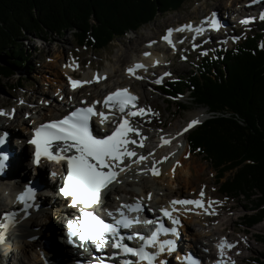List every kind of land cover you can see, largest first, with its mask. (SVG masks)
I'll use <instances>...</instances> for the list:
<instances>
[{"label":"rangeland","instance_id":"rangeland-1","mask_svg":"<svg viewBox=\"0 0 264 264\" xmlns=\"http://www.w3.org/2000/svg\"><path fill=\"white\" fill-rule=\"evenodd\" d=\"M230 1L232 0H186L180 8L159 12L149 23L144 24L135 31L128 32L124 36L116 37L101 50H94L92 46L86 47L85 45H79L71 31H67L62 35L52 34L45 40L29 36L24 42L28 49L27 51H31L32 55L28 59V64H23L12 77L0 78V110L5 108L7 104L15 110L20 109L19 116L31 119L35 115V113H31L35 105L44 106L45 108L50 107L45 104V101L48 102L50 98L45 99L44 92H50L51 96L57 100L61 96L58 87L63 84L66 85L67 74L65 69L71 62L73 63L75 60H78L76 61L78 66L74 72L76 75L84 76V74L93 72L96 69L100 71L99 75H101L103 71H109L108 69L115 62L114 55L119 47H122L133 58H137L138 54L147 48L146 43L150 37L155 36V44L161 41V34H163L167 26H172L178 22H186L190 18L208 15L210 10L218 6L225 10ZM240 5L243 6V4H239L232 7L234 9L233 16L239 13L242 8ZM200 8L202 9L200 13L193 14L195 10H199ZM232 28L236 33L231 38L235 39L236 42L235 40L232 42L227 36L219 39L213 37L212 41L206 42L207 47L204 46L201 52L190 53L188 51L189 49L181 48L175 54L172 48L165 50L164 47L156 44L155 49L160 51L166 65L149 71L143 77H133L127 81V83H131L132 87L140 93L142 103L146 106H153L154 108L155 120L151 121V123L147 121L146 124L149 123L150 125H145L148 130L155 133V143H158V140L164 138L166 134L171 135L174 131H183L185 126L194 118L193 116L199 108L206 109V119L211 116V112H208L206 107L192 106L190 102H186L190 107L189 109L183 110L179 108L174 98L165 95L161 89L157 88L156 77L160 76V72L166 69H170L169 71L172 77H177L181 74L187 75L190 70L195 69L196 63L203 55H213L216 54V49L222 50L229 48L249 33L261 32L263 33L261 39H264V19L263 21L258 19L254 24L247 26L239 25L236 22L233 23ZM220 33H222V30ZM219 46H222V48ZM166 56L168 57L167 60ZM22 78L25 80L21 86L19 85V81ZM110 78L112 85H114L117 75H114L112 72L108 79ZM164 79L163 83L166 82ZM59 83L60 85L57 87ZM99 86L101 87V85L97 87ZM67 89L69 88L67 87ZM187 95L188 93L180 96L178 99L188 101ZM80 96L78 95V98ZM11 119L10 121L8 120L9 123H11ZM12 122L14 124L18 122V116ZM201 122L191 128H187L183 133V137L178 141L171 142L169 147L163 144V154L160 156L157 165L159 175H154L152 172H139V174H134L135 176L130 177L135 181L134 185L120 184L124 189L122 195H131L129 193L131 190H135L139 194L147 188V190L149 189L155 194V199L162 197L167 199L176 194L178 196H196L203 191L204 201L206 203L211 201L212 203H207L209 206L206 208L207 211L203 210L201 214L193 213L196 217L193 221L195 230H190L189 235H185L186 238L189 236L194 242L198 238L207 245L205 246L206 251L214 252L213 243L222 234L229 233L232 239L240 241L241 245V248L233 254L235 259L231 263L253 264L255 257H261L264 254V217L262 220L254 222L248 228L243 226L246 221L245 216L254 214L257 211L248 209L251 207L252 202L244 199L242 196L231 198L223 194L219 190L220 184L216 180L217 171L213 166L204 158L203 154L198 152L190 153L187 136L191 129L197 127ZM186 146L188 152L187 154H183ZM175 148L179 150L177 151ZM155 151L152 154H155ZM178 155L182 159L181 163H175V166L172 165L170 168L171 162ZM233 172L232 170L225 172L220 177V182H226ZM0 211H2L1 208ZM58 216L56 211H54L50 218L60 226L63 219L61 216ZM36 220L33 222L36 223L38 221ZM188 223L189 221H187ZM17 236L19 235L17 234ZM12 239L14 243L8 248L9 260L7 255L1 254L0 264H7L8 261H11V263L15 262V259H19L18 253L21 255L24 254L25 264H43L41 259L42 251L40 249L35 248V250H31V246L23 242L25 239L13 237ZM170 261L172 262V260ZM18 263L23 264L21 261Z\"/></svg>","mask_w":264,"mask_h":264},{"label":"trees","instance_id":"trees-1","mask_svg":"<svg viewBox=\"0 0 264 264\" xmlns=\"http://www.w3.org/2000/svg\"><path fill=\"white\" fill-rule=\"evenodd\" d=\"M186 0H0V78L28 64L25 40L71 31L79 45L101 50L116 37L135 31ZM246 35L230 48L204 55L189 74L161 89L179 108L206 107L205 118L187 136L190 152L213 166L219 190L252 202L250 227L264 217V39ZM22 78L19 85L22 86ZM188 93V101L178 99ZM171 103V102H170ZM226 164V165H225ZM234 171L226 182L220 177ZM261 237V236H258ZM264 254L253 264H264Z\"/></svg>","mask_w":264,"mask_h":264},{"label":"snow or ice","instance_id":"snow-or-ice-1","mask_svg":"<svg viewBox=\"0 0 264 264\" xmlns=\"http://www.w3.org/2000/svg\"><path fill=\"white\" fill-rule=\"evenodd\" d=\"M261 19H264V13L261 14ZM191 27V24H186L179 29L168 28L161 39L175 47L170 34L173 31H183ZM210 27H218L214 14ZM196 31L200 32L202 29L197 28ZM144 55H149V53L145 52ZM141 68H146V66L137 62L126 71L131 75H136V71ZM100 78L99 75L93 77L95 80ZM90 82L69 78V83L73 88ZM156 82L160 83V80ZM136 101L137 97L127 88H116L108 92L102 101L82 103V106L74 108L61 118L48 120L34 127V134L29 143L34 146L33 158L37 165L46 159L65 167L62 187L59 191L64 197L70 198L71 205L78 208L79 212L78 216L67 221L69 243L75 244L79 241L82 246V242L92 241L99 248L110 245L116 250L112 253L113 256L123 255L135 258L125 259L122 264H166V261L158 257L163 252L171 253L175 250L174 239L162 238V234L173 236L178 234L177 226L180 221L175 215L178 211L175 206L180 204L204 207L202 199H173L170 201V208L160 207L159 212L162 217L171 222L170 226L159 217L155 220H140L139 213L145 210V199L150 200L151 193H148L147 197L134 198L131 203H121L119 207L107 212L110 220L94 211V206L102 202L103 193L114 181H117L120 172L130 170L131 164H140L147 159L143 154L137 155L131 147L137 144L142 147L144 137L140 134V129L131 124L130 118L151 112L150 108L136 107ZM101 103L106 111L97 110V104ZM94 117H98L99 125L104 126L111 123L113 127L103 135L94 134L91 126ZM198 122L197 119H192L187 127L191 128ZM130 133L139 136V141L133 139ZM2 142L0 140V143ZM162 142L168 143L167 140ZM5 158V155L0 153V166ZM126 160L131 163H126ZM138 171H151L152 174L159 175L155 164L151 169L141 167ZM52 174L55 175V173ZM34 192L35 189L32 186H26L16 199L28 206V201L35 199ZM203 195L201 191L199 196L202 198ZM147 210L151 211V209ZM131 213H136V215H131ZM0 215L4 218L0 229L7 230L15 223V212L5 211ZM141 223L155 226L149 234L131 232L125 236L121 231V229H130L134 224ZM0 239H3L2 235ZM126 240H139L140 243L133 246L125 242ZM233 246L226 238H222L217 245L221 257L225 255V247L232 248ZM98 264H103V262H98ZM193 264L196 262L194 261ZM217 264H223V262L217 261Z\"/></svg>","mask_w":264,"mask_h":264},{"label":"bare ground","instance_id":"bare-ground-1","mask_svg":"<svg viewBox=\"0 0 264 264\" xmlns=\"http://www.w3.org/2000/svg\"><path fill=\"white\" fill-rule=\"evenodd\" d=\"M262 3V0H232L230 2H228V6L226 7V9L228 10H223L221 9V7L218 6V8H220V10L218 11L219 14H232L233 13V10L232 7L233 6H236V5H239V4H243L240 5L242 8V13H241V17L245 16L246 14H253L256 7L259 6L260 4ZM202 9L200 8L199 10H195L193 12L194 13H200ZM238 14V13H237ZM196 17L194 18H190L191 21H193ZM203 17H201V20H202ZM184 24H187V23H184ZM188 24H191L192 25V22L191 23H188ZM185 29H189V28H185ZM227 31L230 29V26H228L227 28ZM176 34V33H175ZM173 35V36H176V35ZM154 38L155 36H152L150 37L149 41L146 43L148 44L149 47H151V51H150V54L149 55H142V53H144L146 51V49L142 50L140 54H138L137 58H133L132 55L128 54L127 52H125V50L122 48V47H119L114 55V60L115 62L110 66V69H108L109 71H103L101 73V75H106V79L104 80V85L106 86V89H113L117 86H124V85H128L127 81H128V78L131 74H129L126 69L128 67H131L133 66L135 63L137 62H140L142 63L143 65L146 66V68H141V69H138L136 71V76L137 75H140L141 77H143L144 75H146L147 73H149V71H153L154 69H150L149 68V65L157 62L160 58H162V54L160 53V51H157L155 48H156V44L154 42ZM172 40V43L174 44L175 47H173L172 45V49L174 50V53L177 49V44H176V40L175 39H171ZM150 42H154V43H150ZM177 42H179V40L177 39ZM161 47H169V43L166 41H160L158 43ZM133 48V47H132ZM135 48V47H134ZM149 49V48H148ZM78 60H75L73 63L71 62L65 69V72L67 73V75L70 77L72 75V73H74L75 69L77 68L78 66V63L76 62ZM99 70H95V72H90V73H86L84 74V79L85 78H88L89 80L93 81L92 83H89L90 85H92L93 89L90 88V87H82L80 90V93H78L77 95H75L78 98V95H84V98H88L89 101H97L98 100V97L101 95L100 93H97L95 94L93 91H99L100 87H97L99 85V80H95L93 79L94 76L96 75H99ZM114 73V75H117V78L116 80L114 81V85H112L111 83V78L108 79V77L111 76V73ZM89 75V76H88ZM64 83V82H63ZM131 84V83H129ZM60 85L57 84V87ZM59 89L61 90H64L65 91V86L64 85H61L60 87H58ZM57 88V89H58ZM100 92V91H99ZM139 93V92H138ZM140 94V93H139ZM44 95H45V99L47 98H50V107L49 108H45L44 106H40V105H36L37 108H39V111L42 115V118L40 119H37L35 117H31V119H26L24 116H19V110L20 109H17L16 111L15 110H12V109H5L4 112H7L11 115H13L14 117H17L18 116V123L16 124V126L13 127V125H10L11 123L14 124L13 122L9 123L8 120V115L4 114L3 113H0L1 115V118H2V126L3 128L5 129H13L16 133V135H19L21 136L23 139H22V143L15 147V150H20V153H17L16 155L12 156V157H6L3 161H6L7 163V166L6 167H3L1 170H0V205L2 206L3 205V211H5V203H4V199H3V196L6 192H8V189H6L4 186H7L9 183H10V178L9 176L12 175L14 177V180H19V182L21 181L22 177H29L31 174V170L29 169V166L28 164H30V162H24V159L25 157L29 154V149L31 148V146H28V144L26 143V141L28 140L27 137H25L26 135H30V128L31 126H34V125H37V123L39 122H42L43 120L45 119H50V118H55L57 116H60L63 114V112L66 111V109L62 112V111H59L60 109H62L63 107H65L66 103L61 105V103L58 102V100L56 99H53V97H51V93L50 92H44ZM64 100H65V97H64ZM149 108V107H148ZM2 109V108H1ZM205 115L206 114V109L205 108H199L197 112H195L194 114V118L193 119H197L199 122H201L204 118H205ZM43 119V120H42ZM155 120V115H153L151 117V119H147V120H144V119H139L138 122H142L144 124H142V126H144V135L145 136H150V135H155V133H152L150 130L147 129V124L148 126L150 125L149 123H151V121ZM149 121V123L146 124V122ZM198 122V123H199ZM146 124V125H145ZM152 125V124H151ZM197 125V123H196ZM150 128V127H149ZM187 126H185V129L187 130ZM146 129V130H145ZM183 132V131H181ZM178 133H179V136H178ZM183 133H180L179 131H174L171 133V135L169 134H166V136L160 140H158V143L156 144H150V145H154L156 148L155 150V154H153L151 156V159L148 157L146 160H144L143 162H141L140 164H137L136 166H131V169H130V173H135V174H139V172L141 171H138V168H147V169H151L153 167V163H155V167L157 168L158 166V161L160 160V156L163 154V144H165V146L167 145L168 147L170 146L169 144L173 141H178L180 140V138L183 137ZM163 140H167L168 143H161ZM23 144V148L21 147V145ZM179 146H180V143H179ZM182 146H185V145H182ZM166 147V148H168ZM172 149V148H171ZM177 151L179 150L178 148H175ZM189 151H190V148H189ZM188 152V148L186 146V148H184L183 150V154H187ZM0 153H2L0 151ZM191 153V152H190ZM165 156V155H164ZM147 157V156H146ZM156 158V159H154ZM162 158V157H161ZM181 157L178 155L177 158L171 162V165L169 166L171 168L172 165H174L175 163L176 164H180L181 163ZM226 165V164H225ZM175 166V165H174ZM64 166L62 165H57L52 171L51 173H55V175L53 176V179L54 181H58L59 179V176L61 174V172L64 170ZM21 170V172H20ZM12 172V173H11ZM43 172V170L41 171ZM40 173V172H39ZM142 174V173H140ZM144 175V174H142ZM135 176V175H134ZM139 182V181H138ZM134 183H131V184H128V185H132ZM49 187L48 189L45 190V192L47 191H51L53 190V186H51L49 184ZM118 193H122L123 192V188L122 186H119L118 188ZM49 193V192H47ZM129 193H131V196L132 198H138V197H147V194L148 193H151V199L150 200H147L145 199V203L148 204V206H151V204H160L159 207L165 205L164 203L168 204L170 202V200L172 198H181L183 196H178L177 194L174 195V196H171L169 198H160V199H155V194L151 192V190H147V188L145 190H143L141 193H137L135 190H131ZM104 194H106V191L104 192ZM38 200L42 199L43 198V195L42 194H38L37 196ZM158 198V197H157ZM204 199V198H203ZM204 201V200H203ZM150 204V205H149ZM207 205V206H206ZM208 206V204L204 201V207H200V210H198L197 214H201L203 212V210H205ZM8 210H10L9 208H7ZM184 209V208H182ZM56 211V214H58L60 216V214L64 215V210H60L58 208H53L51 210V214H53V212ZM66 212L67 213H75L76 212V209H70V208H67L66 209ZM51 214L48 216L50 217ZM19 216V215H18ZM17 216V217H18ZM58 216V217H59ZM183 216L186 218L187 221H189L188 225L185 226V229L183 230L182 234H186L187 233V230H195V227L193 225V221L195 220V216L194 214H190L189 211L188 212H185L183 213ZM19 218V217H18ZM64 218V216H63ZM43 219L44 218H39L38 220V223L36 222V224L33 222V221H30V223H28L29 225V229L30 230H33V233H31V235H35V237H32V238H24L23 236H20V237H23L22 239H25L23 242L29 246H31V250H35V248L37 249H40L42 252H43V255L44 257L46 258V261L43 263V264H77V260L79 259L78 258V254L71 251L69 252L66 248L64 247H61L59 246V242L58 240L60 239V235H59V230H60V227H61V223H60V226L57 225V222L55 223V221L53 222V219H52V222H51V226L49 228H47L45 226V223H43ZM37 221V220H36ZM39 223H42V227L45 229L44 232H34L35 231V227L39 224ZM42 230V228H39V231ZM197 230V229H196ZM6 236V241H9L10 239V236L5 234ZM179 236V234L177 235ZM182 236V235H181ZM183 238L180 237L179 241H183L182 240ZM185 242V241H183ZM9 242H6V248L3 249V254L4 255H7L8 256V260H9V250L8 248L10 247V244H8ZM180 243V242H178ZM186 243V242H185ZM216 244V242H215ZM187 245V244H186ZM193 245L195 248L199 249V251H202L206 254H212L213 252H210V251H206V248L205 246H207L205 243L201 242L198 238H196L195 242H193ZM78 251V250H76ZM79 252V251H78ZM1 255V254H0ZM24 254L21 255L20 253H18V260L17 262H22L23 264H25V260H24ZM165 257H170V253L167 252L166 255H164L163 257H159V259H164L165 260ZM180 257L178 255H176V257L172 258V259H169L168 258V261L172 260V262L170 261L168 264H176L175 262V259L178 260V262H180ZM11 259V257H10ZM7 264H16V261L15 262H12L11 261H8ZM17 264H20V263H17ZM180 264H184V263H180Z\"/></svg>","mask_w":264,"mask_h":264}]
</instances>
